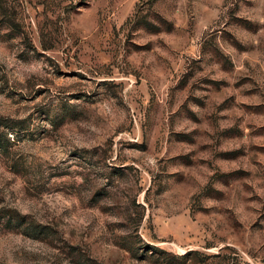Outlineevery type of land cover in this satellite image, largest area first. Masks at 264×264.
Returning a JSON list of instances; mask_svg holds the SVG:
<instances>
[{"label": "rangeland", "instance_id": "rangeland-1", "mask_svg": "<svg viewBox=\"0 0 264 264\" xmlns=\"http://www.w3.org/2000/svg\"><path fill=\"white\" fill-rule=\"evenodd\" d=\"M0 264H264V0H0Z\"/></svg>", "mask_w": 264, "mask_h": 264}]
</instances>
